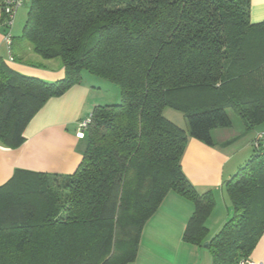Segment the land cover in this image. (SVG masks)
<instances>
[{
    "label": "trees",
    "instance_id": "16d2710c",
    "mask_svg": "<svg viewBox=\"0 0 264 264\" xmlns=\"http://www.w3.org/2000/svg\"><path fill=\"white\" fill-rule=\"evenodd\" d=\"M28 2L21 37L65 75L46 81L0 57V144L20 147L33 117L85 72L119 86L121 102L94 107L74 173L16 169L0 185V264H133L170 191L195 205L183 239L204 245L215 194L181 162L190 138L214 146L213 131L233 127L227 108L246 131L264 124V21H250L251 0ZM225 190L232 215L208 248L213 264H238L264 233V139Z\"/></svg>",
    "mask_w": 264,
    "mask_h": 264
},
{
    "label": "crops",
    "instance_id": "0c3cea01",
    "mask_svg": "<svg viewBox=\"0 0 264 264\" xmlns=\"http://www.w3.org/2000/svg\"><path fill=\"white\" fill-rule=\"evenodd\" d=\"M2 2L0 0V57L25 75L46 81L62 79L65 70L61 62L56 59L44 60L35 55L31 45L21 37L28 7L21 12L17 9L13 25L8 28ZM250 21H264V0H251ZM17 57L22 60L18 61ZM31 63L42 66L36 67ZM97 78L84 73L81 83L63 95L48 100L26 127V140L20 147L7 148L0 144V185L8 181L16 169L63 176L76 171L86 148V139L76 135L78 122L89 117L96 105L104 104L100 92L102 86H110ZM230 128L213 131L216 141L214 146L190 138L181 162L183 172L199 191L211 189L215 194L216 207L206 223L209 234L204 245L192 244L183 239L195 205L170 191L145 224L133 264H213L208 243L232 215L225 181L238 170L242 161L236 160L237 155L229 149L239 139V136L227 133ZM234 137L238 138L230 144H223ZM252 142L253 138L238 151L244 152L246 146L248 150ZM249 258L264 264V233Z\"/></svg>",
    "mask_w": 264,
    "mask_h": 264
},
{
    "label": "rangeland",
    "instance_id": "374dc122",
    "mask_svg": "<svg viewBox=\"0 0 264 264\" xmlns=\"http://www.w3.org/2000/svg\"><path fill=\"white\" fill-rule=\"evenodd\" d=\"M28 7V11H29V3L27 1H24L23 5H21L19 7V11H23L24 8ZM28 14V12H27ZM15 50V48H14ZM19 58V57H18ZM59 60V59H57ZM85 74L87 75H92V74H88L87 72H85ZM93 77H98V76H93ZM100 79V81H104V83H106V85H110L109 87H104L102 86V90L100 92V94L103 96V101L104 104H118L121 102V90L119 88V86H117L116 84L103 79V78H97ZM212 92H206L205 94H203V97H208L207 95H211ZM227 111L233 121V127L230 128L229 130H227V133H232L233 136H239L238 141L233 144L229 149L230 151L234 152L237 156H236V160H242L240 161L242 166L253 154H254V147L253 145L250 143L249 145V149L247 150V146L243 151H238V149L241 150V148L243 146H245V144H247V142L251 139V138H255L256 134L259 132H264V124L258 125L255 129L250 130V131H246L245 130V124L242 120V118L236 114L235 112H233V110L231 108H227ZM164 115L167 116V118H171V120H173V122H175L176 124H178L179 126L183 127L184 129L188 128L187 125V120L185 117V114L176 108H172V107H168L164 110ZM85 138V137H84ZM238 138V137H237ZM86 142V140H84ZM243 158V159H241Z\"/></svg>",
    "mask_w": 264,
    "mask_h": 264
},
{
    "label": "built area",
    "instance_id": "2783aa9c",
    "mask_svg": "<svg viewBox=\"0 0 264 264\" xmlns=\"http://www.w3.org/2000/svg\"><path fill=\"white\" fill-rule=\"evenodd\" d=\"M24 0H4L3 10L6 15V26L10 28L13 25L15 14L17 9L22 5ZM10 41V40H9ZM90 122V116L84 118L78 122L76 135L79 138H84L86 135V128ZM264 139V132H259L256 134L253 139V146L259 148L262 140ZM238 264H258L255 261L251 260L249 257L241 259Z\"/></svg>",
    "mask_w": 264,
    "mask_h": 264
}]
</instances>
